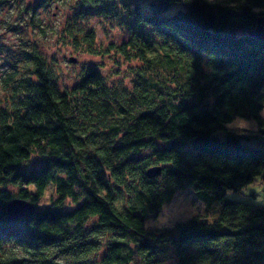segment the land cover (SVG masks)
Wrapping results in <instances>:
<instances>
[{
	"label": "trees",
	"instance_id": "16d2710c",
	"mask_svg": "<svg viewBox=\"0 0 264 264\" xmlns=\"http://www.w3.org/2000/svg\"><path fill=\"white\" fill-rule=\"evenodd\" d=\"M73 9L69 45L126 74L87 65L60 84L32 49L26 73L3 77L0 191L57 208L9 219L10 198L0 197V264H264V205L225 197L264 179V148L243 140L264 145L254 98L264 42L252 32L264 0H74ZM91 17L116 21L127 38L97 45L82 28ZM235 115L256 131L227 130ZM220 129L223 138L212 135ZM154 165L161 173L147 177ZM186 188L220 201L215 219L198 212L167 233L145 227L150 209Z\"/></svg>",
	"mask_w": 264,
	"mask_h": 264
},
{
	"label": "rangeland",
	"instance_id": "374dc122",
	"mask_svg": "<svg viewBox=\"0 0 264 264\" xmlns=\"http://www.w3.org/2000/svg\"><path fill=\"white\" fill-rule=\"evenodd\" d=\"M41 1L6 0L0 8V106L4 104L9 92V87L5 89L3 86V77L7 72L15 69L18 74L26 73L27 66L30 64L27 53H30L32 49H36L54 64L60 84L68 79L72 81L73 73H78L87 65H94L114 80L126 74L125 68L118 69L109 56L86 54L81 50H74L69 45L70 37L64 29L74 14V0H52L50 4ZM34 11L36 14L31 22L30 17ZM84 24L82 28L84 30L93 29L96 44L103 47L113 42L120 43L128 36V33L122 30L114 20L91 17ZM70 57L75 58V61H70ZM254 98L262 104V109H264V89ZM249 120L255 121L254 119ZM256 128L255 121L253 127L246 130V134H252ZM226 129L237 132L235 128ZM224 134L225 130L220 129L212 135L223 138ZM243 140L252 146L264 148V145L257 143V139ZM187 147L189 148L190 145ZM143 153L147 154L149 150H144ZM29 164L28 167H32L39 163L36 158H32L27 163ZM47 194H50V191ZM225 197L264 205V179L257 176L239 191L227 189ZM220 206V201L213 197L204 193L197 194L192 188H186L176 191L171 200L165 202L157 213L165 215L178 208H194L195 214L200 212L209 220H213L218 215Z\"/></svg>",
	"mask_w": 264,
	"mask_h": 264
},
{
	"label": "clouds",
	"instance_id": "9594fccd",
	"mask_svg": "<svg viewBox=\"0 0 264 264\" xmlns=\"http://www.w3.org/2000/svg\"><path fill=\"white\" fill-rule=\"evenodd\" d=\"M259 10H260L259 8H253V11H259ZM77 71H79V68H77ZM74 74L75 73H73V75ZM65 83L70 84L71 80L68 79L65 81ZM260 115L262 118H264V109L261 110ZM254 123L255 121L249 120L247 117L243 115H235V117L232 120L226 122L225 127L228 129L235 128L237 130L238 135H246V130L252 128ZM260 128H264V124H261ZM31 159L32 158L29 157V161H31ZM28 166H30V164ZM41 177L42 176L40 177L34 176L33 178L40 181ZM0 197H8L10 198V202L17 201L15 194L7 190L0 191ZM0 203H6V201L3 198H0ZM33 204L36 205L37 207L47 206L51 208H57L54 201L40 200L39 198H36ZM194 215H195L194 208H178L175 209L173 212L165 215H160L159 213L154 212L150 209L147 216L145 217L146 220L145 227L150 228L154 231H159L161 233H167L174 230L178 223L187 222L191 220Z\"/></svg>",
	"mask_w": 264,
	"mask_h": 264
},
{
	"label": "water",
	"instance_id": "95a60500",
	"mask_svg": "<svg viewBox=\"0 0 264 264\" xmlns=\"http://www.w3.org/2000/svg\"><path fill=\"white\" fill-rule=\"evenodd\" d=\"M263 23H264V17L258 22L257 26L252 31L254 36L262 42H264ZM69 60L74 62L75 58L70 57ZM160 173H161L160 165L151 166L145 171V175L150 178L159 175ZM16 200L17 201H12V202L9 201L6 204V212L9 219H19L21 217H27L35 212L36 207L33 203H30L20 198H16Z\"/></svg>",
	"mask_w": 264,
	"mask_h": 264
}]
</instances>
